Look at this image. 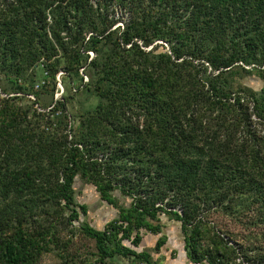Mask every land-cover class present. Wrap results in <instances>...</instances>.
<instances>
[{"label":"trees","instance_id":"1","mask_svg":"<svg viewBox=\"0 0 264 264\" xmlns=\"http://www.w3.org/2000/svg\"><path fill=\"white\" fill-rule=\"evenodd\" d=\"M0 90V264H42L64 231L96 264H159L139 248L163 215L194 264H264V0H0ZM77 178L118 209L103 230Z\"/></svg>","mask_w":264,"mask_h":264},{"label":"rangeland","instance_id":"2","mask_svg":"<svg viewBox=\"0 0 264 264\" xmlns=\"http://www.w3.org/2000/svg\"><path fill=\"white\" fill-rule=\"evenodd\" d=\"M118 16H122V12L118 11ZM125 14V13H123ZM125 20L128 19L127 15L124 17ZM123 20L119 22V25H122ZM163 44L162 41L158 42ZM90 56L93 57L94 54L90 53ZM61 73L57 75V91L55 95V99H60L63 96H66L69 99L68 108L70 113L75 116L77 113V109L79 108V99L84 98L86 96L85 91H80L77 93L76 97H71L74 92L70 88L69 91L65 94V87L62 85L59 76ZM244 86H248L255 91H260L263 87V81L259 79L257 76L252 75L245 77L240 80ZM38 88V87H37ZM0 97H5L4 94H1ZM34 99V98H33ZM97 104L96 98H91L89 103L86 104V108L94 107ZM75 191H76V202L79 206H85L87 209V215H81L80 221L87 222L92 227L103 230L110 221L116 219L118 217L119 211L113 205L108 204L106 201H103L100 197L95 186L84 182L82 179L77 178L75 181ZM116 198L118 199L120 204H128L130 202L129 199L121 197L118 193H115ZM162 224L164 225V231L166 235L169 237V241L159 252L154 250L156 242L160 235L154 236L150 233L144 235L142 244L139 250H145L152 254L154 261H157L159 264H169L173 261H177L182 256V232H181V223L175 220H169L166 216H161ZM217 222L221 221L223 224L229 226L230 229L234 230L235 233L246 234L244 231L245 228L240 225L235 224L229 219H224L219 216H215L213 218ZM260 230L263 229H254L253 231L256 234H260ZM260 236V235H259ZM62 243L70 241L69 244L61 245L59 250L51 251L42 255L40 262L42 264H59L61 262V255L63 252L69 253L70 255H74L78 257L79 262L86 260L90 264H96L95 258V249L94 244L90 240H85L82 238L81 234L78 233L74 237L71 235H67V232L64 231L61 234ZM129 244V243H128ZM239 261V260H238ZM121 264H130L128 260H123Z\"/></svg>","mask_w":264,"mask_h":264},{"label":"crops","instance_id":"3","mask_svg":"<svg viewBox=\"0 0 264 264\" xmlns=\"http://www.w3.org/2000/svg\"><path fill=\"white\" fill-rule=\"evenodd\" d=\"M169 219V218H168ZM170 220V219H169ZM161 224H162V218H161ZM163 225V224H162ZM181 232H182V239H183V246H182V256L180 255L179 259L177 261H173L169 264H194L188 257V254H187V251H186V248H185V236H184V233L182 231V227H181ZM151 234V233H150ZM154 235V234H152ZM154 236H157V235H154ZM165 237L166 238V244L167 242L170 240L169 237L166 235L165 231H164V225H163V230L160 234V237ZM159 237V238H160ZM158 238V239H159ZM165 244V245H166ZM164 245V246H165Z\"/></svg>","mask_w":264,"mask_h":264}]
</instances>
